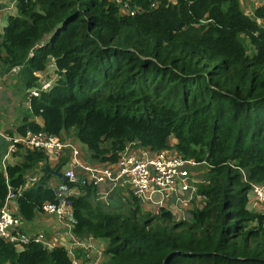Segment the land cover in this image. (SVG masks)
<instances>
[{
  "label": "trees",
  "instance_id": "obj_1",
  "mask_svg": "<svg viewBox=\"0 0 264 264\" xmlns=\"http://www.w3.org/2000/svg\"><path fill=\"white\" fill-rule=\"evenodd\" d=\"M123 1L132 15L115 0H15L0 30V76L12 75L28 101L15 131L72 129L100 165L134 145L204 167L202 203L183 219L134 195L127 213L111 210L81 174L60 180L74 190L65 196L72 234L102 239V264H264V211L247 208L251 185H264V3L247 14L240 0ZM51 65L52 86L29 97ZM65 153L54 168L67 165ZM21 155L0 168V208L10 186L31 221L59 197L48 155ZM0 264L73 259L63 246L0 238Z\"/></svg>",
  "mask_w": 264,
  "mask_h": 264
},
{
  "label": "built area",
  "instance_id": "obj_2",
  "mask_svg": "<svg viewBox=\"0 0 264 264\" xmlns=\"http://www.w3.org/2000/svg\"><path fill=\"white\" fill-rule=\"evenodd\" d=\"M115 1L122 6L121 10L123 13L132 15L135 12L123 0ZM16 71L17 69L13 68L12 72ZM37 76L39 85L28 90L29 97L38 96L42 90L49 89L55 81L54 74L49 78L39 76V73ZM0 138L10 143L8 151L14 153L18 147H21L19 149L23 150L40 149L49 157L53 154L59 155L64 149L69 148L72 159L64 166L62 170L63 175L68 178V181H76V171L79 169L80 174L83 176L81 183L97 186L98 198L105 199L106 194H101L98 191L99 186L106 182L115 183L116 181L123 180L127 182L131 192L140 200L142 206L146 208L153 207L154 209L164 208L170 210V197L175 196L177 201L183 202L185 198L189 199L197 196V183L190 171V167L197 165V163L192 159H183L177 153L172 154L170 153L171 150L151 153V155L145 157H135L133 154L127 152L128 147H126L117 162L98 165L79 161L77 156L78 151L74 145L69 141L63 140L59 135L31 132L19 135L16 131L13 134L7 135L0 130ZM7 156L8 154L3 156V161ZM37 179L38 175L30 176L23 189ZM53 189H55L59 199L56 203H45L43 211L55 213L59 218L68 216L72 221L70 206L65 200L67 194L65 195L63 192V189L66 190V188L63 186L62 188ZM250 192L254 200L261 204V211H264V185L252 184ZM18 194V192H15L13 188L8 186L7 194L0 208V238L13 242L17 248H22L24 244H27L31 240L45 245L46 243L41 233L32 236L20 229L22 221L18 214V208L16 210L12 207V203L17 204ZM178 194H185L186 196L179 198ZM170 211L172 212V210ZM97 256L102 261L101 250ZM73 264L79 263L73 260ZM95 264H99V262Z\"/></svg>",
  "mask_w": 264,
  "mask_h": 264
},
{
  "label": "crops",
  "instance_id": "obj_3",
  "mask_svg": "<svg viewBox=\"0 0 264 264\" xmlns=\"http://www.w3.org/2000/svg\"><path fill=\"white\" fill-rule=\"evenodd\" d=\"M240 3L242 5V0H240ZM262 3H264V1ZM0 4L1 30L4 26L7 25L8 15H14L16 13V8L14 0H0ZM17 119L15 125H13L12 119L8 120V122L10 123V127L12 125L15 127L17 126ZM36 121L41 122V119L37 118ZM15 127H12L11 129L15 131ZM59 136L65 141L72 142V144L78 151L77 156L79 161H89L90 163H95L90 159L91 152L89 150L87 151L83 147L77 146L75 144L73 139L76 138L74 136L69 139L70 136L65 132L60 133ZM171 143H174V139ZM65 151L69 155V162L72 159V156L70 154L69 148H66L61 153H59V155L53 154L48 157L47 162L49 167L53 169L57 164L58 158L63 155ZM4 152L5 150L1 149L0 147V158L4 154ZM23 152H21V154H23ZM127 152L133 154L135 157H145L151 155L148 149L134 145L129 146L127 148ZM196 169H198V171ZM190 171L192 173L193 179L197 184L204 178V169H200L196 165H194L190 167ZM77 173L80 174L79 169L77 170ZM49 185L52 188L63 187V184L55 176L51 177ZM98 191L101 192V194L106 193L105 199L99 197L98 200L101 201L108 209L116 210L124 214L128 212L131 205L133 193L131 192V189L126 181H116L115 183L106 182L99 186ZM63 192L66 195L73 193L74 190L63 189ZM178 196L179 198H184L186 195L178 194ZM202 200V197L195 196L189 199L185 198L183 202H179L175 199V196H172L169 198V203L171 206L170 210H172L173 215L176 219H183L189 216V212L192 209L199 207L202 203ZM110 205H113V208H110ZM12 207L17 210L18 205L16 203H12ZM124 207H127L125 211H123ZM247 208L254 211H258L259 209L258 203L254 200L253 197L250 196V192L248 195ZM20 229L32 236L41 233L44 237V242L46 243L45 246L48 248L57 245L65 247L68 250L69 255L71 256V259L77 261L79 264H95L97 262H99V264H102L97 255L99 251L102 250L104 241L102 239L94 238L76 239L72 234V221L68 216L59 218L55 213L43 211L41 213H38L31 221H22Z\"/></svg>",
  "mask_w": 264,
  "mask_h": 264
},
{
  "label": "rangeland",
  "instance_id": "obj_4",
  "mask_svg": "<svg viewBox=\"0 0 264 264\" xmlns=\"http://www.w3.org/2000/svg\"><path fill=\"white\" fill-rule=\"evenodd\" d=\"M263 1L264 0H242L243 3L241 5V7L247 14H251V12L253 10L252 8L255 5L262 4ZM14 2H15V0H14ZM50 64H51V62H50ZM50 69H52V67L47 66V68L44 72L39 73V76H45L46 78L52 77L53 75H51L52 73H51ZM12 73H14V72H12ZM27 107H28V101H27V98L25 96V93H24V91H22L16 87V81L12 77V75L7 74L4 76H0V129H2L1 131L4 134L10 135L11 134L10 132L14 131L11 128L15 127L13 125L16 124V119H17L18 115L20 114V111H22L24 109L26 110ZM4 113H5V115H4ZM10 119H12V121H13V125L11 127H10V123L8 122V120H10ZM73 131L74 130H72V129L69 131V134H68L70 136L69 139H71V137H73L72 136ZM73 141L75 142V144L77 146L83 147L84 149H86L88 151L87 147L84 144L80 143L76 139H73ZM170 141L172 142L173 139H171ZM9 145H10V143L8 141H3V139L0 138V147H1V149L5 150L4 154L1 156L0 168L5 164H12V163L20 161L22 159L21 152L26 150V149H24V150L19 149L21 147H18L15 153L9 152L8 151ZM170 153L176 154L174 151H170ZM6 154H8V156L3 161V156ZM87 162L90 163L89 161H87ZM91 164H96V163H91ZM196 166L200 169H204V167L202 165H196ZM196 170L198 171V169H196ZM77 175H79V173H77ZM201 182H203V180ZM201 182H199V183H201ZM250 196L253 197L251 192H250ZM256 202L259 205L258 211H261V209H262L261 204L258 201H256ZM112 206L113 205H110V208H113ZM126 209H127V207H124L123 211H125Z\"/></svg>",
  "mask_w": 264,
  "mask_h": 264
},
{
  "label": "water",
  "instance_id": "obj_5",
  "mask_svg": "<svg viewBox=\"0 0 264 264\" xmlns=\"http://www.w3.org/2000/svg\"><path fill=\"white\" fill-rule=\"evenodd\" d=\"M46 162H47V159L44 160V163H46ZM46 168L49 169V172L53 176L57 177L59 180H63V181H67L68 180V178L63 175L62 169H60L59 167H56V168L52 169V168H48L46 166Z\"/></svg>",
  "mask_w": 264,
  "mask_h": 264
}]
</instances>
